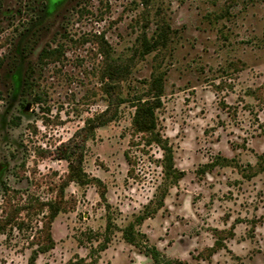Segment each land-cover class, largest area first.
Masks as SVG:
<instances>
[{"label":"rangeland","instance_id":"rangeland-1","mask_svg":"<svg viewBox=\"0 0 264 264\" xmlns=\"http://www.w3.org/2000/svg\"><path fill=\"white\" fill-rule=\"evenodd\" d=\"M0 264H264V0H0Z\"/></svg>","mask_w":264,"mask_h":264},{"label":"trees","instance_id":"trees-1","mask_svg":"<svg viewBox=\"0 0 264 264\" xmlns=\"http://www.w3.org/2000/svg\"><path fill=\"white\" fill-rule=\"evenodd\" d=\"M160 87H161L160 81L156 80L152 85V90H155L156 94H158V91H160ZM156 98L157 99L154 100L153 102L147 101L144 103H140L137 106L135 116H134V124L142 132L154 133L156 129L155 108L158 105H160L159 98L158 97ZM106 116L107 114L104 113V114L97 116L94 119L89 120L86 127H84L83 129L79 131V134L88 135V133L94 131L95 128L106 125L110 121V118H107ZM78 151L79 150H77V146H75V147H72L68 150L61 152L59 155L60 157L59 159L67 160L70 162V168H71L72 174L74 175H78L80 171L79 170L80 164L78 165L75 164L73 160L77 156ZM76 159L79 161V158H76ZM47 238L49 241H52L49 230L47 231ZM126 239L131 243L134 242L133 240L134 238L129 234L126 235ZM154 259L157 262L160 261L159 252H157L156 250L154 252Z\"/></svg>","mask_w":264,"mask_h":264}]
</instances>
